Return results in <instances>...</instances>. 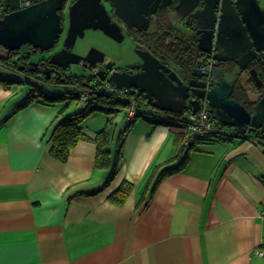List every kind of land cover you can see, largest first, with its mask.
Listing matches in <instances>:
<instances>
[{"label":"crops","instance_id":"0c3cea01","mask_svg":"<svg viewBox=\"0 0 264 264\" xmlns=\"http://www.w3.org/2000/svg\"><path fill=\"white\" fill-rule=\"evenodd\" d=\"M2 69L0 264H264L256 252L264 242L260 135L221 127L213 116L218 133L198 139L139 117L118 150L125 115L122 127L115 124L118 170L109 182L111 167L97 164L94 142L107 117L96 124L88 116V139L61 162L50 154L61 108L35 98L14 112L26 85L55 86ZM125 182L130 191L120 203L112 195Z\"/></svg>","mask_w":264,"mask_h":264},{"label":"water","instance_id":"95a60500","mask_svg":"<svg viewBox=\"0 0 264 264\" xmlns=\"http://www.w3.org/2000/svg\"><path fill=\"white\" fill-rule=\"evenodd\" d=\"M137 1L133 10L136 13L135 18L140 21L147 19L148 12L156 11V9H146L148 4L152 2L155 3L154 6L159 4L155 0ZM20 3V0H3L6 13L0 18V46L12 51L20 50L25 44H31L35 49L40 48L42 51L52 49L63 32L61 15L58 12L62 8L60 0L56 3L47 1L26 6H21ZM188 3L189 0H181L180 6ZM168 4L163 1L159 6L164 7ZM235 4L241 10L242 27L240 30L234 28L228 34L230 40L240 46L230 47L231 41L228 40L227 44L223 43L224 51L222 52L220 48L219 55L213 53L216 45L220 44L221 38L215 28L216 20H212L213 18L208 14H193V16L197 19V27L201 28L198 31L200 33L199 48L207 53H213V59L219 61L235 59L244 69L256 52H261L264 60V7L259 0H237ZM195 6L196 4L192 6V9ZM126 8L127 11H132V5L128 4ZM216 8V6L213 7V9ZM98 10L103 12L104 6L100 7L86 0H78L71 6L70 25L64 48L51 55L50 62L64 70H68L70 65L79 64L81 61L89 64L91 68H97V64L104 60L102 51L92 48L86 55H81L69 49L75 45L78 36L85 35L86 28L101 29L106 34L118 38L117 29H114L109 19L104 14H99ZM89 14L94 16L88 17ZM138 54L143 62L140 65H134L140 69L137 72L114 71L109 75L104 69H97L94 73L101 80H106L119 88H128L133 94L137 90L145 91L147 98L153 101L152 105L161 110L175 113H182L189 107L198 110L202 100L206 99L213 109V116L217 122L232 126L240 133H251L260 129L261 138L264 139V94L252 104V110H250L244 103L233 97L235 81L229 82L224 78L225 70L219 63L215 65L211 63L210 67L207 62L202 64L201 68H205V72H201L202 69L198 67L192 69L183 67L188 74L182 76L177 69L169 67L151 52L139 49ZM250 74L258 87L264 85L255 68L250 69ZM209 83L213 85L209 86ZM240 89L243 93L249 90L248 87Z\"/></svg>","mask_w":264,"mask_h":264},{"label":"flooded vegetation","instance_id":"af4514ba","mask_svg":"<svg viewBox=\"0 0 264 264\" xmlns=\"http://www.w3.org/2000/svg\"><path fill=\"white\" fill-rule=\"evenodd\" d=\"M1 1L3 2V0ZM47 1L56 3L59 0H20V4L21 6H26L28 4ZM77 1L78 0H60L62 8L59 9L58 12L61 15V25L63 26V32L61 33L60 39L57 41L56 45L48 51H42L40 50V48L35 49V47L31 44L23 45L21 47V51L24 52L20 56L22 62L20 64V67L16 68L17 73L25 75L29 78L41 80L56 78L60 79L65 78L67 75H74L72 71L67 74V70H64L59 65L50 62V57L54 53L64 48L65 38L67 36L70 25L71 6ZM86 1L88 3L98 4L100 7L101 5L104 6L105 12H101L100 10H98V13L104 14V16L109 19V23L112 24L114 29H117L116 32L118 38H114L103 31L106 35L111 37L116 42L123 41L126 35L130 36V38L134 41V60L128 62L124 66H118L114 62H110L108 59H106L104 54V60L97 64V69H104L106 72H108L109 75L114 71H127L130 73L137 72L140 69L134 65H140L143 62L142 58L138 54V50L142 49L151 52L154 56H156L159 60H161L169 67L177 69L182 76L188 74L183 70L184 65L188 67L191 66L189 67L191 69L194 67L202 69L201 65L206 62L208 66L210 62L214 65L216 63H219V65L225 70L224 78L229 82L235 81V89L232 95L236 99L240 100L238 95L240 87H247L246 84H243V82H246L248 84L249 80V82L251 83H249L248 88L250 92H252L251 95L254 96V98L250 99L249 93L244 90L245 93H243L242 91V94L247 98L246 101L249 102L247 103L240 100L250 110H252V102H257L261 98V96H263L264 85L258 87L254 78L250 74V69L255 68L258 72L259 77L264 82V60L261 56V52H256L251 58L248 66L244 69L236 62L235 59L228 58L226 61H219L213 59L212 57L213 53H218L219 55L220 48L222 49L224 47L223 43L227 44L226 42L228 40L231 41L228 34L230 30L232 31V29L234 28L236 30H240L242 27V23L240 22L241 10L240 7L235 4L237 0H189V3L187 5L184 4L182 6H180L181 0H155L157 1V4L159 3L158 6H154L155 3L153 4L152 2L146 6V9H156V11L148 12L146 16L147 19H145L144 21H140L135 18L136 13L134 12L133 8L135 6V3L138 2L137 0ZM163 1L169 4L164 7L159 6ZM128 4L132 5L131 9L133 13L131 10H126V6ZM195 4L196 6L192 9V6ZM214 6H216L217 8L213 9ZM5 13L6 11L4 10L3 5V10L0 12V17ZM193 14H208L213 18L212 20H216L215 28L221 38L219 37L220 44L218 43L216 45L215 51L211 54L203 51L198 46L200 37V33H198V31H200L201 28L200 26L197 27V19L193 16ZM91 16L94 15H88V17ZM87 29L88 28L85 29V33ZM78 38H80V36L77 37L75 44ZM177 46L179 47V49H181V52L183 54L181 57L175 55ZM239 46L240 45L238 43L231 41L230 47L237 48ZM74 47L75 45L69 50L74 52ZM221 51L223 52L224 50L222 49ZM87 53L88 51L81 55H86ZM17 57H19V55H17ZM193 63L194 67H192ZM79 65H82L86 73L89 72L93 74V72H95V68L93 69L89 67V64H86L84 61H81ZM69 69L71 70V65L69 66ZM205 71V68L201 70V72ZM203 79L206 78L203 77ZM212 85V83H209V86ZM252 89L254 90L252 91ZM135 94H138V96H141L150 101L147 98L145 91L137 90ZM150 102L152 103L153 101ZM211 112L213 115L214 112L212 108ZM251 133L261 136L260 129H257L255 132Z\"/></svg>","mask_w":264,"mask_h":264},{"label":"trees","instance_id":"16d2710c","mask_svg":"<svg viewBox=\"0 0 264 264\" xmlns=\"http://www.w3.org/2000/svg\"><path fill=\"white\" fill-rule=\"evenodd\" d=\"M1 2L2 1L0 0V12L3 10V2L2 3ZM3 16L4 14L1 15V17ZM21 49L12 51V50H6L5 48L0 46V74L3 70L2 67L17 72L16 68L20 67V64L22 62V59L20 56L24 52V51H21ZM17 55H19V57H17ZM175 55L180 56V57L183 55L181 52V49H179L178 46L176 47ZM184 67L188 68V66H185V65ZM192 67H194V63L192 64ZM4 77L6 76L4 75ZM3 80L7 81L9 79L4 78ZM13 80L11 81L14 83L21 82V81L19 82V80L17 79H13ZM37 80L38 82L44 81L49 84H53V86L55 87L71 84V85H74V88L79 93L81 89L93 90L95 93L94 97H96L99 100L98 106H94V105L85 106L83 103L84 110L77 112V113L65 114L64 109H66L67 106L66 107L64 106L59 111L57 118L60 115L63 116V114H64V118L55 125L54 130L52 131V134H51L52 147L50 149V154L61 162L67 161L71 153V150L74 149L81 140L88 139L87 135L84 133L83 124L88 118L90 109L105 108L104 107L105 104H114L118 106H125L128 104V99L121 100L118 97L113 96L110 92L104 90V88L101 86L104 84L105 80H101L95 73L91 74L88 72L84 75L83 74L67 75L65 78H60V79L56 78V79H42V80L37 79ZM248 84H249V80H248ZM33 87L38 88L42 86L33 84ZM36 91L37 89H31L26 95V97L21 102H19V104L16 105L14 112H17L18 110L29 106L33 102V100H36L35 98H39L37 100L43 104L55 106V104H57V102H60L65 96L64 95L65 92H63L62 90L58 91L56 88L54 89V92H53L54 94H51V96L44 95L43 98L42 96L40 97V95L34 93ZM238 94H242V89H239ZM130 96H133V98L138 102V104H140V109H142L141 116L153 123L167 124V125L174 126V122L172 120H174L177 116L184 114L185 111L192 110V108L189 107L182 113H175V112L167 111V110H158L153 107L149 112L147 111L148 110L147 107L149 108L150 106H152V103L150 101H148L147 99L141 96H138V94H133L132 92H130ZM244 102H247V101L245 100ZM254 102H252V104ZM111 107L106 108V109L109 112H114L116 110H119V109H115L113 106ZM115 115H111L107 118L106 126L103 127L101 130H99L96 133V136L94 138V142L97 145V152H96L97 164L102 167H111L110 174L107 179L109 182L114 178L118 170L119 154L113 155L111 147H110L111 142L115 138V133H116L115 123L113 121ZM134 121L135 120H131V121L127 120L128 124L126 128L123 129L122 131H119V133L116 135L118 150L119 148H121L120 146L122 145L124 138L126 137ZM225 126H228V125H225ZM221 127H223V125ZM228 127L230 129H233L232 126H228ZM231 132L232 131H230V133ZM238 133L240 132L238 131ZM197 138L205 139L207 137H204V138L197 137ZM186 159H187V155H185L182 158V160L179 162L177 166H174V167L169 166V167L164 168L159 173L157 178L155 179L154 188L163 178L178 171L181 168V166L184 165V163L186 162ZM129 191H130V184L128 182L127 183L125 182L121 184L118 191L113 193L112 197H114L116 200L122 203L125 200V197Z\"/></svg>","mask_w":264,"mask_h":264},{"label":"rangeland","instance_id":"374dc122","mask_svg":"<svg viewBox=\"0 0 264 264\" xmlns=\"http://www.w3.org/2000/svg\"><path fill=\"white\" fill-rule=\"evenodd\" d=\"M259 2L262 6H264V0H259ZM133 42H134L133 39H131L130 36L128 35H126L123 41L116 42L111 37L106 35L103 31L88 28L86 30L85 35L83 37L78 38L73 50L75 53L83 54L86 51H89L90 49L95 48V49L102 51L105 54L106 59H108L110 62H114L118 66H124L128 62L135 59ZM96 69L97 68H95V70ZM70 71H72L75 75L86 74V71L84 70L82 65H79V64H72L71 70L70 69L67 70L66 73L69 74ZM243 84H246L247 87L249 86V84H247L246 82H243ZM63 86L64 85L55 87L58 91L62 90L63 92H65L64 93L65 96L63 97V99L60 102H57L55 106H57L58 109L63 108L64 106L65 107L67 106L66 109H64L65 114H73V113L83 111L84 110L83 109V99L81 97V94L77 92L76 89L74 88V85L69 84V85H65L64 87ZM26 87L27 89H29L28 92L31 89H37V91L34 93L40 95V97L42 96V98L44 97V95L51 96V94H54L53 89H50L45 86H42L43 88L42 87L37 88V87H33V85L32 86L26 85ZM253 90L254 89H252V91ZM16 91L17 93H19L21 90L17 89ZM248 92H249L250 99L254 98V96L251 95L252 92H250V90H248ZM92 98H94V95L90 96V100ZM111 106H113L115 109H120L118 105H114V104H105L104 106L105 108H92L90 109V112L88 115L89 121H91L92 119H95L93 117H96L95 121H96V124H98L99 116H104L108 118L109 116L116 114L113 121L115 124L122 127L123 120H125V110L120 109L114 112H109L106 108H109ZM186 112L187 111H185L184 114H187ZM141 118L142 117H140L139 119ZM103 120L104 119H100V121H103Z\"/></svg>","mask_w":264,"mask_h":264},{"label":"built area","instance_id":"2783aa9c","mask_svg":"<svg viewBox=\"0 0 264 264\" xmlns=\"http://www.w3.org/2000/svg\"><path fill=\"white\" fill-rule=\"evenodd\" d=\"M211 66V62L209 67ZM97 70V69H96ZM104 90L110 92L113 96L118 97L121 100L128 99V104L125 106H119L120 109L125 110V115L127 120H136L139 117H142V109H140V104L130 96V91L128 88H119L117 85H113L108 81H104V84L101 86ZM81 97L85 106L94 105L98 106L99 100L94 97L90 100V96L94 95L93 90H80ZM155 106L147 107V111L150 112ZM119 109V110H120ZM161 110L159 108H156ZM187 114H182L177 116L174 120V126L185 130L187 133L193 134L197 137H209L218 133V128L215 125L213 120V115L211 112V107L208 104L206 99L202 100L201 106L198 110H189ZM256 252L259 256L264 258V242L257 247Z\"/></svg>","mask_w":264,"mask_h":264}]
</instances>
